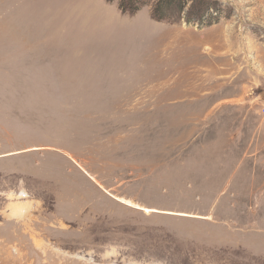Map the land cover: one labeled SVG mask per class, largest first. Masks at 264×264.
Segmentation results:
<instances>
[{"label":"rangeland","instance_id":"rangeland-1","mask_svg":"<svg viewBox=\"0 0 264 264\" xmlns=\"http://www.w3.org/2000/svg\"><path fill=\"white\" fill-rule=\"evenodd\" d=\"M161 1L0 0V264H264V0Z\"/></svg>","mask_w":264,"mask_h":264},{"label":"trees","instance_id":"trees-1","mask_svg":"<svg viewBox=\"0 0 264 264\" xmlns=\"http://www.w3.org/2000/svg\"><path fill=\"white\" fill-rule=\"evenodd\" d=\"M132 2H127L126 0H120V8L125 11V12H130V13H135L137 12L141 5L143 4L142 0H131ZM184 1V0H183ZM179 5L180 6V10H183L184 5H182V0H162L159 5L155 8L154 10V16L158 17V14H161L162 11H166L164 9V6H173V5ZM205 4H203L204 6ZM160 18H163L164 16L159 15Z\"/></svg>","mask_w":264,"mask_h":264}]
</instances>
